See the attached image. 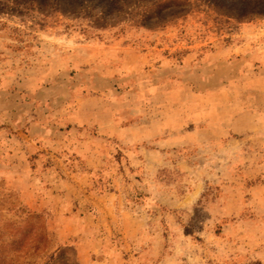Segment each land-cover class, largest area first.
Returning a JSON list of instances; mask_svg holds the SVG:
<instances>
[{"label":"rangeland","instance_id":"374dc122","mask_svg":"<svg viewBox=\"0 0 264 264\" xmlns=\"http://www.w3.org/2000/svg\"><path fill=\"white\" fill-rule=\"evenodd\" d=\"M0 264H264V0H0Z\"/></svg>","mask_w":264,"mask_h":264}]
</instances>
